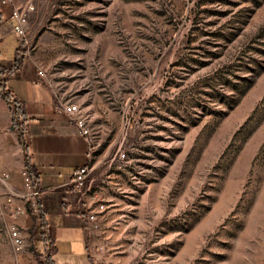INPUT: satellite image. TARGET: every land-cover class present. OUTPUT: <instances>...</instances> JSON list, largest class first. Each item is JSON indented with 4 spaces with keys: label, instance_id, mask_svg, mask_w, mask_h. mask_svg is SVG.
Returning <instances> with one entry per match:
<instances>
[{
    "label": "rangeland",
    "instance_id": "374dc122",
    "mask_svg": "<svg viewBox=\"0 0 264 264\" xmlns=\"http://www.w3.org/2000/svg\"><path fill=\"white\" fill-rule=\"evenodd\" d=\"M18 4L35 6L26 68L62 109L80 105L94 141L106 209L87 263L264 264V0ZM12 225L0 219V264H39L34 247L45 261L40 235L20 228L19 249ZM59 233L57 262L85 264Z\"/></svg>",
    "mask_w": 264,
    "mask_h": 264
},
{
    "label": "crops",
    "instance_id": "0c3cea01",
    "mask_svg": "<svg viewBox=\"0 0 264 264\" xmlns=\"http://www.w3.org/2000/svg\"><path fill=\"white\" fill-rule=\"evenodd\" d=\"M11 12L12 6L0 7V65L8 68L4 76L7 90L24 103L28 121L24 146L20 131L11 128L10 104L0 96V219L5 218L7 227L13 224L27 232L34 225L28 213L12 219L6 203L9 197H13L23 204V171L29 158L39 174L37 187L41 190L39 199L46 223L40 232L48 231L54 242V264H59L55 256L62 252L61 244H57L59 231H66L63 234L67 237L62 244L64 251L73 258L83 256L85 260L86 232L89 229L87 216L91 208L102 203L92 193L94 141L81 134L76 123L65 114L53 85L45 77H40L37 71L26 68L27 60L21 69L15 68L20 42ZM87 163L92 170L83 192H78L72 181L73 174ZM59 234L62 235L61 232ZM38 235L41 237L40 233ZM40 241L46 247L42 238ZM76 243L80 247L74 252ZM85 264H88L86 260Z\"/></svg>",
    "mask_w": 264,
    "mask_h": 264
},
{
    "label": "built area",
    "instance_id": "2783aa9c",
    "mask_svg": "<svg viewBox=\"0 0 264 264\" xmlns=\"http://www.w3.org/2000/svg\"><path fill=\"white\" fill-rule=\"evenodd\" d=\"M12 6L11 18L14 20V30L17 33L19 39L24 42H28L29 36V15L35 11L34 5H20L16 3V0H0V7ZM40 77H44V72L42 70L38 71ZM80 105L77 103H68L63 106V111L65 114L73 120L80 133L88 137L92 141V135L89 127L86 125V122L82 120L79 116ZM93 150V147L91 148ZM125 154L122 153L121 157H124ZM92 167L89 163L77 168L73 174V184L75 189L78 192H83L84 187H86V182L88 181L89 175L91 173ZM8 176V175H7ZM23 184L24 190L21 194L23 204L16 202L15 198L9 197L7 203L12 209L11 216L13 218L17 217L20 214H26L28 203L32 204L35 210L37 211V199L41 196V190L34 184V179L30 173L25 169L23 171ZM106 209L104 203H99L96 207L91 208L89 215L87 216L88 228H91L92 225L98 220L100 213L104 212ZM11 236L14 241V244L20 249L24 246L25 239L20 228L17 225L11 226Z\"/></svg>",
    "mask_w": 264,
    "mask_h": 264
},
{
    "label": "trees",
    "instance_id": "16d2710c",
    "mask_svg": "<svg viewBox=\"0 0 264 264\" xmlns=\"http://www.w3.org/2000/svg\"><path fill=\"white\" fill-rule=\"evenodd\" d=\"M24 62V57H20V47L18 48V59L16 60V69H21ZM8 72V68L0 65V96L8 101L10 104L11 114H12V129L19 130L21 137H22V144L26 146L25 143V132H26V122L28 121V115L26 106L24 103L19 102L11 93L7 90V85L4 79L5 74ZM26 169L30 173V175L34 179V184L37 186V181L39 180V174L31 165L30 159H27ZM31 204V203H30ZM37 208L31 205L29 207L30 216L34 220V225L31 228V236L32 240L33 237L37 236L39 233L41 234L42 241L46 243V248L50 250L48 254H46V260H42V252H40L36 247H34V253L36 254L37 260L39 264H54L52 260V253L54 248V242L49 234L48 231H41L40 228L46 226L42 209H41V200L37 199ZM34 245V241H33Z\"/></svg>",
    "mask_w": 264,
    "mask_h": 264
}]
</instances>
